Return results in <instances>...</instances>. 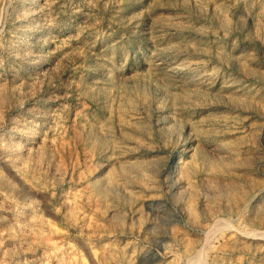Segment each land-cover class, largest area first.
Listing matches in <instances>:
<instances>
[{"label": "rangeland", "instance_id": "374dc122", "mask_svg": "<svg viewBox=\"0 0 264 264\" xmlns=\"http://www.w3.org/2000/svg\"><path fill=\"white\" fill-rule=\"evenodd\" d=\"M0 264H264V0H0Z\"/></svg>", "mask_w": 264, "mask_h": 264}]
</instances>
